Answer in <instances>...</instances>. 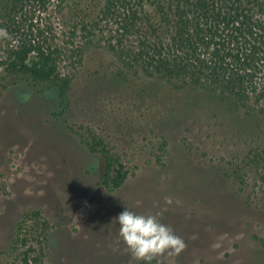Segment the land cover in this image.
I'll use <instances>...</instances> for the list:
<instances>
[{
	"label": "rangeland",
	"instance_id": "obj_1",
	"mask_svg": "<svg viewBox=\"0 0 264 264\" xmlns=\"http://www.w3.org/2000/svg\"><path fill=\"white\" fill-rule=\"evenodd\" d=\"M104 1L47 0L32 14L68 47L63 95L22 78L0 87V264H22V252L40 245L43 264H145L120 240L115 218L126 207L159 212L186 244L151 264H264V170L249 153L264 150L263 120L224 114L219 102L156 77L114 78V32L102 23L101 34H72ZM97 139L127 173L115 191L100 181L103 156L89 149ZM34 210L40 218L25 216ZM20 230L26 244L16 247Z\"/></svg>",
	"mask_w": 264,
	"mask_h": 264
},
{
	"label": "trees",
	"instance_id": "obj_2",
	"mask_svg": "<svg viewBox=\"0 0 264 264\" xmlns=\"http://www.w3.org/2000/svg\"><path fill=\"white\" fill-rule=\"evenodd\" d=\"M46 1L0 0V29L8 34L4 42L0 36V87L14 78L53 84L60 95L70 87L60 71L66 43L54 42L33 22ZM102 23L114 32L106 41L118 63L114 78L156 77L219 102L224 114L237 108L264 122V0H105L88 22L73 25L72 34H101ZM89 149L103 156L101 183L117 190L127 176L119 158L101 139ZM249 153L264 170V150ZM31 214L40 218L38 210L25 216ZM13 244H26L21 230ZM41 247L34 256L32 247L24 250L22 264H43Z\"/></svg>",
	"mask_w": 264,
	"mask_h": 264
},
{
	"label": "clouds",
	"instance_id": "obj_3",
	"mask_svg": "<svg viewBox=\"0 0 264 264\" xmlns=\"http://www.w3.org/2000/svg\"><path fill=\"white\" fill-rule=\"evenodd\" d=\"M7 32L0 29V36L7 38ZM171 204L170 198H165ZM160 213L138 214L127 207L115 218L119 226V237L128 252L137 260L151 264L159 256H175L186 244L173 229L162 223Z\"/></svg>",
	"mask_w": 264,
	"mask_h": 264
}]
</instances>
